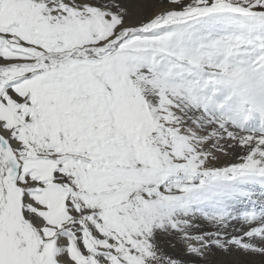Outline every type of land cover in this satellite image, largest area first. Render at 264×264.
Segmentation results:
<instances>
[{
	"label": "snow or ice",
	"instance_id": "obj_1",
	"mask_svg": "<svg viewBox=\"0 0 264 264\" xmlns=\"http://www.w3.org/2000/svg\"><path fill=\"white\" fill-rule=\"evenodd\" d=\"M0 264H264V0H0Z\"/></svg>",
	"mask_w": 264,
	"mask_h": 264
}]
</instances>
